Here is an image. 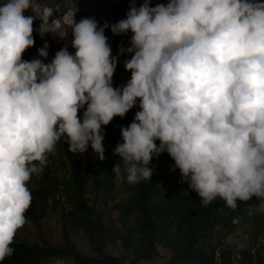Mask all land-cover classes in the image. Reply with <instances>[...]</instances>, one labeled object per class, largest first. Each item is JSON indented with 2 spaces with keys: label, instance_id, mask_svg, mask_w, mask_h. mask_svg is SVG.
Masks as SVG:
<instances>
[{
  "label": "clouds",
  "instance_id": "obj_1",
  "mask_svg": "<svg viewBox=\"0 0 264 264\" xmlns=\"http://www.w3.org/2000/svg\"><path fill=\"white\" fill-rule=\"evenodd\" d=\"M75 3L57 17L43 0H0V261L30 223L28 183L43 176L57 142L71 153L90 146L103 161V127L137 101L113 153L123 162L113 167L118 180L122 171L129 184L150 180V162L166 152L203 206L219 198L235 210L255 197L264 211V0H143L138 8L132 0L110 26L113 35L131 32L130 47L119 49L132 54L123 87H113L109 25L77 22ZM34 32L70 36L75 54L65 46L46 64L45 43L40 58L25 61Z\"/></svg>",
  "mask_w": 264,
  "mask_h": 264
},
{
  "label": "trees",
  "instance_id": "obj_2",
  "mask_svg": "<svg viewBox=\"0 0 264 264\" xmlns=\"http://www.w3.org/2000/svg\"><path fill=\"white\" fill-rule=\"evenodd\" d=\"M157 1L165 5L168 3V0ZM73 3L74 0L69 3L62 0L53 7L58 9L56 14L63 13ZM31 14L30 10L25 12V15ZM33 27L39 28L36 21ZM33 35L35 44L23 54L22 58L25 61H30V56L45 43L49 45L48 50L53 58L56 52L64 47L54 38H48L45 35L42 39L38 32H34ZM108 37L111 39L112 35ZM116 39L115 37L112 41L116 42ZM124 61L117 63L113 76V87H123L131 78V73L124 68ZM138 105L139 101L125 117H114L109 125L103 127L105 133L103 141L105 159L103 161L99 160L93 152V160L86 162L85 153L69 152L67 143L62 141L70 168L71 181L70 183L62 181L65 185L63 191L67 192L71 205L63 216L73 228L82 229L87 234L89 244L93 247L95 254L93 256L83 255L76 250L69 237L67 222L63 220L60 244L42 245L15 237L10 245L14 248L13 255L0 261V264H42L43 261L58 257H71L78 264H138L141 260L153 259L158 254V245L170 251V257L163 264H214L218 261L217 249L213 247L207 250L202 242L209 235L216 221L220 219L217 214L220 202L216 199L211 204L203 206L201 198L193 190L160 191V175L155 168L162 166L169 168L174 165V160L166 152L160 155L156 167L152 168L153 175L150 180L132 184L131 227L127 228L125 224L120 223L113 228H108L103 221L97 204L113 183L114 165L120 164L123 170L122 160L113 153L117 143L123 142L121 126L127 127L131 124L135 113L140 110ZM78 115L82 116V110ZM156 143L159 145V141ZM48 176L49 171L45 169L43 176L39 179L44 180ZM88 184L91 187H88ZM56 188V183H53L47 190L39 188L32 192V202L25 213L28 220L38 222L41 216L47 214L50 209L55 210L63 206L56 198ZM88 190L93 191L92 201L87 195ZM50 200L51 203H49ZM251 202H255L256 206L260 203L255 197L248 202L237 201L238 207L235 210L231 209L228 216L231 218L249 216L252 210L248 208V205ZM260 213L264 217V211ZM222 218V223L228 225V220ZM116 240L120 241L124 250L120 256L110 254L105 250L109 241ZM219 256L220 264H264V247L256 248L254 251L244 248L237 262L233 260L230 249H220Z\"/></svg>",
  "mask_w": 264,
  "mask_h": 264
},
{
  "label": "rangeland",
  "instance_id": "obj_3",
  "mask_svg": "<svg viewBox=\"0 0 264 264\" xmlns=\"http://www.w3.org/2000/svg\"><path fill=\"white\" fill-rule=\"evenodd\" d=\"M70 1L71 0H65L66 3H69ZM43 2L49 6H54L56 3L62 2V0H43ZM131 3L132 0H78V3L74 5L78 9L75 16L77 22L82 18H95L99 26H103L104 24L109 25V28L105 29V35L107 37L108 35H112L111 39L108 37V43L111 47L112 55L117 57L118 61L129 59L132 55L126 52L123 55H120L119 53L120 46H123L125 49L130 47L131 32L127 34L113 35L110 26L126 18ZM142 3L143 0H135L136 7L140 6ZM158 3L159 1L157 0H150L151 7H155ZM63 13H57L56 16L59 17ZM36 23L38 25L40 24L38 20ZM46 36L48 38H54L56 42H61L64 47L67 46L68 51L71 54H75V49L72 48L70 44V36L65 40L51 33L46 34ZM115 37L117 38L116 42H113L112 40ZM37 58L40 57L38 56V52H35L30 56V61ZM52 59L53 55L48 50V57L44 60V63H50ZM63 146L62 141L57 142L55 153L48 154V164L45 169L49 171V176L44 180H40L34 175L28 183L31 193L39 188L47 190L49 186L56 183V198L61 201L63 206H59L55 210L50 209L47 214L41 216L38 222L27 219L30 223H26L23 228L19 229L15 237L26 239L31 243L38 242L42 245H57L62 242L63 220L67 222L63 213L71 208L68 194L63 191L65 187L63 182H71L70 168ZM159 157H154L150 162L149 167L155 168L159 162ZM84 160L86 162H91L93 160V151L90 146L85 152ZM173 166L174 165L169 168L165 166L155 168V171L160 175V191H191L188 183L182 182L179 170H172ZM122 175L125 176L124 182L118 180L116 174L113 172V183L109 186L108 190L104 192V196L99 199L97 204L98 211L108 228H113L120 223L125 224L127 228H130L132 225L130 210L133 200V189L132 184L127 183L126 173H123L122 171ZM88 187H91L90 184H88ZM87 195L90 201H92L94 196L93 191L88 190ZM217 199L220 202L217 212L220 219L216 221L215 226L202 242L207 250L212 249L213 247L217 249L218 261L214 264H220V249H230L232 251L233 260L237 262L240 258L241 250L244 248L254 251L256 248L264 247V217L261 215V211L255 210L258 207L255 205V202H251L248 205V208L254 213L249 216L241 217L239 223L234 224L233 220L235 218L228 216L232 210L226 206V203L223 200H220L219 198ZM222 217L228 220V225L222 223ZM67 226L69 237L74 243L76 250L83 255L93 256L95 251L89 244L87 234L82 229L73 228L68 222ZM157 249L158 254L153 259L141 260L138 264L165 263L170 257V251L163 248L161 245H158ZM105 250L110 254L119 256L124 251L119 240L109 241L106 244ZM42 264L78 263H76L71 257H58L43 261Z\"/></svg>",
  "mask_w": 264,
  "mask_h": 264
}]
</instances>
